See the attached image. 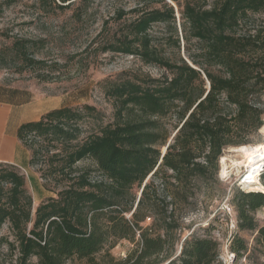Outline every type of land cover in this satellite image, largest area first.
Here are the masks:
<instances>
[{"label":"trees","instance_id":"obj_1","mask_svg":"<svg viewBox=\"0 0 264 264\" xmlns=\"http://www.w3.org/2000/svg\"><path fill=\"white\" fill-rule=\"evenodd\" d=\"M76 2L35 0L59 11ZM136 3L117 13L118 22L129 14L134 19L106 38L100 53L134 57L165 73L108 83L113 122L83 139L85 119L102 120L92 106L56 109L20 128L30 167L45 156L41 179H53L57 197L33 213L34 197L20 169L0 164V230L9 225L13 238L0 237V256L6 250L10 264H223L215 238L195 231L183 238V218L202 184L218 183L224 152L248 145L263 126L264 0ZM180 39L187 58L173 51L179 54ZM28 44L16 40L13 50L29 66L43 64L29 58ZM83 161H92L100 179L77 169ZM28 179L35 188L38 180ZM260 182L264 186V172ZM231 205L239 231H256L264 249V226L255 220L264 193L236 187ZM122 240L134 248L116 259L111 251ZM247 250L235 236V259Z\"/></svg>","mask_w":264,"mask_h":264},{"label":"rangeland","instance_id":"obj_2","mask_svg":"<svg viewBox=\"0 0 264 264\" xmlns=\"http://www.w3.org/2000/svg\"><path fill=\"white\" fill-rule=\"evenodd\" d=\"M86 1L80 5L81 1L77 0L70 9L59 11L49 6L43 9L35 4V0H0V57L3 66L0 74L7 81L33 85L53 98L62 97L71 108H96L102 120L87 117L81 125L84 132L80 139L97 132L102 123L113 122V100L105 94L108 83L134 76L156 79L165 73L161 68L144 65L134 57L100 53L99 45L119 32L124 23L134 19V15L129 14L118 22L117 13L129 12L138 0ZM259 18L258 15L256 19ZM178 32L181 38L179 26ZM19 39L28 41L29 58L43 64L29 66V62L13 50V43ZM186 47L181 40L179 54L176 48L173 51L177 57L187 58ZM190 49L192 52L196 49L195 41ZM212 70L217 72L216 68ZM261 103L264 110V96ZM262 121V128L249 135L246 147L264 145V115ZM238 149L231 147L224 152L220 160L218 183L202 184V191L194 199L195 206L191 211H185L182 234L185 238L195 231L199 236L215 238L220 244L223 264H264V249L255 242L257 232L239 231L236 212L231 205L236 187L247 172L248 163L237 152ZM223 159L227 166L225 174L222 172ZM45 161L44 156L28 170H16L25 177L28 192L34 197L33 213L41 202L49 197H57L53 179H41ZM76 167L90 169L92 179H100L92 161L80 162ZM30 176L38 180L35 188L29 182ZM226 204L230 205L231 210L226 208ZM255 220L260 227L264 226V209L255 213ZM150 223V220L146 221V225ZM237 235L248 245L247 252L239 260L230 251V244ZM3 236L13 239L9 225L0 230V237ZM133 248L134 244L122 240L111 253L116 259H124ZM3 255H6V250L0 256V264H10V259ZM30 264H37V260L33 259Z\"/></svg>","mask_w":264,"mask_h":264},{"label":"crops","instance_id":"obj_3","mask_svg":"<svg viewBox=\"0 0 264 264\" xmlns=\"http://www.w3.org/2000/svg\"><path fill=\"white\" fill-rule=\"evenodd\" d=\"M64 100L33 85L7 81L0 74V164L28 170L31 152L19 139L20 128L40 121L53 110L69 107Z\"/></svg>","mask_w":264,"mask_h":264},{"label":"bare ground","instance_id":"obj_4","mask_svg":"<svg viewBox=\"0 0 264 264\" xmlns=\"http://www.w3.org/2000/svg\"><path fill=\"white\" fill-rule=\"evenodd\" d=\"M237 152L240 153L248 163L244 188L251 192H264V186L257 178L261 166L264 165V145L255 148L241 146ZM222 164V172L225 174L227 170L225 159H223Z\"/></svg>","mask_w":264,"mask_h":264},{"label":"built area","instance_id":"obj_5","mask_svg":"<svg viewBox=\"0 0 264 264\" xmlns=\"http://www.w3.org/2000/svg\"><path fill=\"white\" fill-rule=\"evenodd\" d=\"M264 172V165H262L261 166V168H260V170H259V172H258V179H259V181H260V176H261V174ZM246 174H247V172L244 174V176H242V178H241V180H240V182H239V185H238V187H239V189L242 191V192H244L245 194H249V193H258V192H251V191H248V190H246L245 188H244V184H245V181H246ZM229 192H230V190H229ZM261 193H264V192H261ZM226 206V208L227 209H230L231 210V207H230V205L229 204H226L225 205Z\"/></svg>","mask_w":264,"mask_h":264},{"label":"water","instance_id":"obj_6","mask_svg":"<svg viewBox=\"0 0 264 264\" xmlns=\"http://www.w3.org/2000/svg\"><path fill=\"white\" fill-rule=\"evenodd\" d=\"M171 142V141H170ZM170 142H169V144H170ZM169 144H168V146H169ZM167 146V147H168ZM166 150H167V148L163 151V155L166 153Z\"/></svg>","mask_w":264,"mask_h":264}]
</instances>
